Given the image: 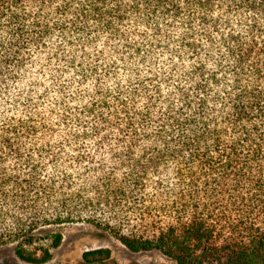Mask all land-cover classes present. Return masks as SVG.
Segmentation results:
<instances>
[{"label":"trees","instance_id":"obj_1","mask_svg":"<svg viewBox=\"0 0 264 264\" xmlns=\"http://www.w3.org/2000/svg\"><path fill=\"white\" fill-rule=\"evenodd\" d=\"M78 221L264 264V0H0V245Z\"/></svg>","mask_w":264,"mask_h":264},{"label":"rangeland","instance_id":"obj_2","mask_svg":"<svg viewBox=\"0 0 264 264\" xmlns=\"http://www.w3.org/2000/svg\"><path fill=\"white\" fill-rule=\"evenodd\" d=\"M53 230H61L63 240L58 247L52 249V256L47 262L38 264H177L159 250L133 252L110 233L85 221L42 227L37 230L35 244L49 245L46 232ZM14 245L15 243L0 245V264H36L20 259L14 251ZM97 249H107L109 255H96L98 260L92 262L84 259L85 252Z\"/></svg>","mask_w":264,"mask_h":264}]
</instances>
